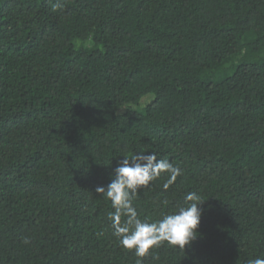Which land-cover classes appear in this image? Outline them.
I'll list each match as a JSON object with an SVG mask.
<instances>
[{
  "label": "trees",
  "instance_id": "1",
  "mask_svg": "<svg viewBox=\"0 0 264 264\" xmlns=\"http://www.w3.org/2000/svg\"><path fill=\"white\" fill-rule=\"evenodd\" d=\"M57 2L0 0V264H135L95 189L138 152L183 172L141 219L205 200L143 264L264 258V0Z\"/></svg>",
  "mask_w": 264,
  "mask_h": 264
},
{
  "label": "clouds",
  "instance_id": "2",
  "mask_svg": "<svg viewBox=\"0 0 264 264\" xmlns=\"http://www.w3.org/2000/svg\"><path fill=\"white\" fill-rule=\"evenodd\" d=\"M62 7L59 0L53 4L54 11ZM182 174L179 166L155 152L131 153L119 160L114 177L106 187H96L95 191L111 202L114 211L108 215L113 235L122 248L134 253L135 264H143V258L149 255L159 259L156 250L165 244L185 251L197 239L205 202L198 193H187L186 206L155 221L141 219L134 203L142 188L164 178L163 188L167 190ZM23 243L30 244V238L25 237ZM248 264H264V258L251 259Z\"/></svg>",
  "mask_w": 264,
  "mask_h": 264
}]
</instances>
